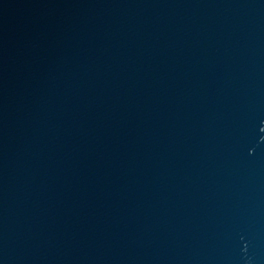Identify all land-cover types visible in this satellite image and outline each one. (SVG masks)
I'll return each instance as SVG.
<instances>
[{
  "label": "water",
  "instance_id": "obj_1",
  "mask_svg": "<svg viewBox=\"0 0 264 264\" xmlns=\"http://www.w3.org/2000/svg\"><path fill=\"white\" fill-rule=\"evenodd\" d=\"M0 264H264V0H0Z\"/></svg>",
  "mask_w": 264,
  "mask_h": 264
}]
</instances>
